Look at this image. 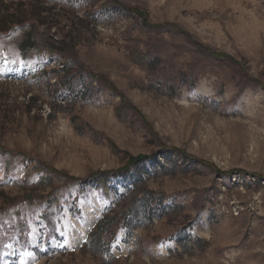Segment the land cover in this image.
Masks as SVG:
<instances>
[{
  "label": "rangeland",
  "instance_id": "obj_1",
  "mask_svg": "<svg viewBox=\"0 0 264 264\" xmlns=\"http://www.w3.org/2000/svg\"><path fill=\"white\" fill-rule=\"evenodd\" d=\"M1 149L0 264H264V0H0Z\"/></svg>",
  "mask_w": 264,
  "mask_h": 264
},
{
  "label": "trees",
  "instance_id": "obj_2",
  "mask_svg": "<svg viewBox=\"0 0 264 264\" xmlns=\"http://www.w3.org/2000/svg\"><path fill=\"white\" fill-rule=\"evenodd\" d=\"M24 22H20V23H16L13 26H22ZM14 28V27H12ZM62 41L59 40H52V42H50L47 47H46V51L49 52V55H53L55 54V52H65L64 50V45L65 43H61ZM44 49L42 47H40L37 44V40L34 36V33H28L27 38L22 42L21 46H20V52L22 55V58L27 60V59H31L34 58L36 56H42ZM65 55V54H64ZM76 72L72 73V70H69L66 74H65V79H62L61 83L63 88L65 89V91H69L70 93H75L77 92L79 89V84L78 81H76V79H74L76 77ZM72 78L74 79L71 83ZM66 79H69L70 85L67 86L66 85ZM58 95H60V93H58ZM89 92L87 93V95L85 94V96H88ZM83 96V97H85ZM89 98V96L87 97V99ZM0 153L3 155H7L9 157L10 163H12L15 158L17 157L14 153L12 152H7L4 149L0 150ZM149 156H139V157H131L129 159L128 164L117 170V171H104V172H99L96 174L91 175L90 177H87L85 179H76L73 177H69V175L63 174L59 171H57L56 169H52L46 165L43 164H39L38 166L34 167L32 172H40V173H44L45 177H44V182H47L48 185L54 183L55 181H59V182H71V184L74 185H78L79 186V191L80 192H84L86 190L87 187H89L90 185H92L96 190H101L105 195H109V191H110V183L112 182V180L114 179H120V178H125L128 179L129 176L131 175V173L133 172L134 169H137L141 164H143L145 161L149 160ZM186 158H189V156L187 155ZM34 198H43V197H32V196H28L26 200H28L30 205H34V204H46L47 206H52L54 204V199H52L50 196L47 198L46 201H34ZM124 207V204L121 201L117 202L115 204V207L111 210H109V212L98 221L96 227L91 231V233L89 234V238L87 239V244H93L96 245L97 242H101L102 240V235H103V229L107 226H112L113 221L110 223H107L108 221H110L111 218V214L113 213H117L119 210H121ZM7 213V212H6ZM17 219H18V225L15 228V231L17 233H19L20 238L24 239L26 238V224L21 220V214L20 212H16L15 213ZM51 213L48 211V208H46L44 210V221L46 222V225L49 227H53V221L51 218ZM0 253H1V244H0Z\"/></svg>",
  "mask_w": 264,
  "mask_h": 264
}]
</instances>
